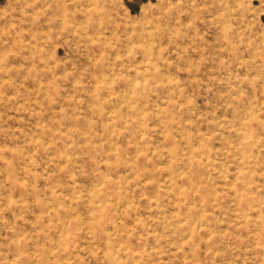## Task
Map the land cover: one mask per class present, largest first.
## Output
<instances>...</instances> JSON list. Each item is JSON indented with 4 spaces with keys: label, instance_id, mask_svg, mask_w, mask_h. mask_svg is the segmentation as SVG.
Here are the masks:
<instances>
[{
    "label": "rangeland",
    "instance_id": "rangeland-1",
    "mask_svg": "<svg viewBox=\"0 0 264 264\" xmlns=\"http://www.w3.org/2000/svg\"><path fill=\"white\" fill-rule=\"evenodd\" d=\"M0 264H264V0H0Z\"/></svg>",
    "mask_w": 264,
    "mask_h": 264
},
{
    "label": "bare ground",
    "instance_id": "bare-ground-1",
    "mask_svg": "<svg viewBox=\"0 0 264 264\" xmlns=\"http://www.w3.org/2000/svg\"><path fill=\"white\" fill-rule=\"evenodd\" d=\"M74 8H76V6H73ZM63 10V7L61 6L60 3H56L54 7H50V11L51 14L54 15L56 13H59L60 11ZM75 11V10H74ZM74 11L72 12V14H74ZM84 15V14H83ZM260 18V17H259ZM262 21V20H261ZM48 69V68H47Z\"/></svg>",
    "mask_w": 264,
    "mask_h": 264
}]
</instances>
